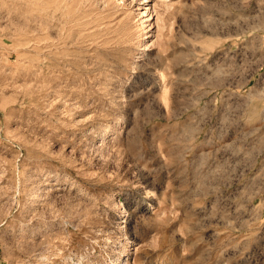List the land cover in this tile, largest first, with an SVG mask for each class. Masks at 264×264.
Here are the masks:
<instances>
[{
    "label": "rangeland",
    "instance_id": "374dc122",
    "mask_svg": "<svg viewBox=\"0 0 264 264\" xmlns=\"http://www.w3.org/2000/svg\"><path fill=\"white\" fill-rule=\"evenodd\" d=\"M0 264H264V0H0Z\"/></svg>",
    "mask_w": 264,
    "mask_h": 264
}]
</instances>
